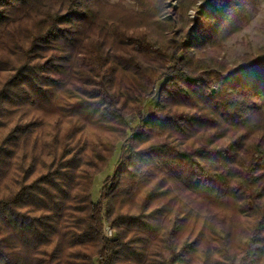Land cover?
I'll return each mask as SVG.
<instances>
[{
	"label": "trees",
	"instance_id": "16d2710c",
	"mask_svg": "<svg viewBox=\"0 0 264 264\" xmlns=\"http://www.w3.org/2000/svg\"><path fill=\"white\" fill-rule=\"evenodd\" d=\"M132 1L0 0V264H264L259 0Z\"/></svg>",
	"mask_w": 264,
	"mask_h": 264
},
{
	"label": "rangeland",
	"instance_id": "374dc122",
	"mask_svg": "<svg viewBox=\"0 0 264 264\" xmlns=\"http://www.w3.org/2000/svg\"><path fill=\"white\" fill-rule=\"evenodd\" d=\"M165 9L170 11L175 9L178 5L177 0H165ZM124 6L129 9H136V5L132 0H125ZM201 9L200 2H197L187 12L189 19L195 20L196 11ZM250 20L238 33L234 34L226 43L222 53V58L229 64L233 63L235 59L241 55L253 53L257 47L264 45V0H259L256 4V9L250 14ZM198 20V19H196ZM213 89V88H212ZM148 105L145 106L143 114H146ZM49 125L51 124L48 123ZM89 137V133L87 134ZM86 135V136H87ZM120 154V145L117 146V150L113 159H111L107 168L103 173L97 175L92 184L91 188V199L96 202L99 197L100 189L105 178L112 175L116 161ZM111 235H108L110 238Z\"/></svg>",
	"mask_w": 264,
	"mask_h": 264
},
{
	"label": "built area",
	"instance_id": "2783aa9c",
	"mask_svg": "<svg viewBox=\"0 0 264 264\" xmlns=\"http://www.w3.org/2000/svg\"><path fill=\"white\" fill-rule=\"evenodd\" d=\"M111 234H112L111 230L107 226H105L104 227V236L106 238H108V235H111Z\"/></svg>",
	"mask_w": 264,
	"mask_h": 264
}]
</instances>
